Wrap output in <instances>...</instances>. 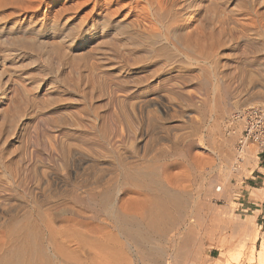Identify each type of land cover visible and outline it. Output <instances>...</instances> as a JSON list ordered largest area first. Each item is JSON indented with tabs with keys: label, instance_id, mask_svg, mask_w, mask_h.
<instances>
[{
	"label": "bare ground",
	"instance_id": "6f19581e",
	"mask_svg": "<svg viewBox=\"0 0 264 264\" xmlns=\"http://www.w3.org/2000/svg\"><path fill=\"white\" fill-rule=\"evenodd\" d=\"M97 1L75 0L78 7L89 3L96 5ZM109 1L117 3L116 9L107 11L106 8L105 14L96 12L90 20L86 16L83 21L79 18L81 23L75 30L71 25L67 28V24L58 27L63 41L59 49L67 44L81 47L82 62L76 58L75 62L72 59L73 63H69V55L61 53L60 66L51 68L55 74L50 70L53 76L41 81L42 85L36 79L20 77L8 84L6 80H10L11 75L5 80L8 85L0 84V264H135V261H150L152 264H169L171 261L175 264L191 257L192 243L206 244L202 233L193 227L190 217L194 213L196 223L202 221L201 212L205 206L199 198L212 192L210 189L218 178L211 176L208 182L204 181L199 171L207 183H202L198 189L194 187L196 194L191 191V185L183 183L185 180L189 182L188 179L180 180L177 172L181 169L176 170L183 168L184 161L189 164L202 161V154H194L198 148L194 142H187V148L182 144L185 151L181 148L184 152H179L181 146H177L188 136L176 134L179 139L174 138V130L179 132L180 127L192 119V112L184 113L181 117L184 121L176 127L161 123L159 116L180 110V105L174 104L179 97L173 103L170 96L171 90L176 86L179 88V85H198L196 91L202 87L208 89L207 85H211L214 91L222 87L221 98L232 101L236 71H231L233 67L226 59L223 62L219 53L227 47L226 40L222 38L227 36L230 23L228 20L217 22V26L214 18H206L202 0ZM116 15H121V18L117 19ZM257 34L254 35L258 40L260 36ZM30 38H26L27 43ZM245 47L253 49L250 51L258 60H250V63H255L257 79L251 85L250 78L251 87L243 88V94H239L237 99L241 97L240 106L264 104V40L248 41ZM41 49L37 50L41 52ZM53 60L57 63L58 59ZM51 61L47 59L49 65ZM235 64L234 67L238 66ZM38 71L41 70H37L40 73ZM242 76L243 86L246 78ZM236 82L238 84L239 81ZM257 87L260 89L254 92ZM192 91L186 92L189 94L188 102L197 99L194 94L198 95L199 90ZM182 95L184 98L185 94L180 97ZM202 98L204 96L198 100L205 102ZM228 105L222 104L214 116L221 119ZM251 105L237 110L232 116L228 127L233 135L237 134L233 133L235 114ZM31 126L38 129L37 133V129H30ZM32 130L37 136L32 135ZM239 136L235 151L239 161L244 162L240 155L243 157L247 149L245 162L256 164L259 144L248 141L241 146ZM24 139H28L27 142ZM22 140L28 147L10 146L12 142L20 143ZM228 144L226 142L220 147L225 156L231 147ZM249 144L252 146L248 147ZM253 193L257 200H264V189ZM194 197L196 202H192ZM236 229L244 234L243 242L245 247L248 245L250 259L256 257L258 264H264V239L257 249L260 227H254V216H248L243 224L237 223Z\"/></svg>",
	"mask_w": 264,
	"mask_h": 264
},
{
	"label": "rangeland",
	"instance_id": "374dc122",
	"mask_svg": "<svg viewBox=\"0 0 264 264\" xmlns=\"http://www.w3.org/2000/svg\"><path fill=\"white\" fill-rule=\"evenodd\" d=\"M47 1L48 0H45V1L44 0H42V1L41 0H0V31H1L0 32L1 33L0 34V37H1L0 38V51H2L0 53V75H1L0 76V84H3V85L6 84V85H8L11 82L12 79H17V78L20 77L21 79L22 78L23 79L26 78V80H32V79L35 80L36 79L38 81V84L39 85H42L43 82H41V81H44L45 79L50 78V77L53 76V74H55L54 73L55 70H51V68H55L57 66H60L61 63H58V62L60 60V56L62 55L61 53H63V54H66L67 53L69 55V56L66 55V57L68 56L67 59L69 58L68 60L66 59L68 62L70 61V62L73 63V61L74 62L76 61V58H78L77 60L80 61L81 60L80 59L81 58L80 56L82 55V49H81V47H77L76 48V47H72L69 44H67V46H66L67 48L62 46L59 49V46L63 45V41L60 40L61 38L59 37V28L58 27L62 28L64 26V24H67L68 25L67 28H70L69 25H71L72 26L71 28L75 30L76 27H77V25L81 23V21H79L80 19H82V21L83 20H86V19L87 20H90V19H92L94 17V15L96 14V12L97 13L98 12L99 13L103 12L105 14L106 13V10L107 11L109 9L114 10V8L117 7V3H114L113 4V2H111L112 3L111 4L109 0H98L99 2L97 1L96 5L94 4L96 7H94L93 3L85 4L84 6L78 7L76 5L75 0H66V1L65 0H50L48 2ZM106 1H107L108 4L109 3L110 4L108 5L106 3ZM168 1H170V0H168ZM101 2H103V3H101ZM202 2L204 3V6H205V7L202 8V10L205 11L206 18L207 17L208 18H210V17L214 18V21H215V24L216 25H217V22H222V21H227V20L230 23L228 27L226 26L227 27V32H228L227 33V36L224 37V38H222L223 41L226 40L227 47L224 50H221L219 53H220V56H221L223 62H225V59H226V61H228L231 64V67H233L231 71L232 72H235L236 71L234 73V79H233V83H232L233 84L232 87L235 84L236 87L234 86L233 88L234 89L236 88V89L235 90L233 89L235 94H234V98H232V101L230 102L227 99L226 100L225 99L223 100L222 99L223 97L221 98V96H223V94H222L223 93L222 92V87H220L221 90L219 88V90H215L214 91L213 90L214 88L211 85H207L209 88L207 87L208 89H206V90H204L206 87H202L203 89L200 88L201 91L198 88L199 91L198 90L197 91L199 93L197 95L196 89H197L198 85L185 86V87L182 86V85L181 86L179 85V88H178V86H176L175 88L172 89L173 91L171 90V93H170V96L172 95L171 97L173 98V100H172L171 97L170 98H171V101L173 102L176 99H178V97H179V99L177 101H175L176 103H174V102L173 103L174 104H177V106L180 105V107H179L180 110H177L178 112L172 111L171 112V115L174 112L177 113V114L179 112H181V115H179L180 113L178 115H175V113H174L173 114L174 116H171L170 114H168L167 116H164V115L160 114V116H159L160 119L161 118L163 119V117L166 118V119L164 118L165 119L164 121L161 119L163 121L162 122L160 120L161 123L166 124V125H169L171 127L174 125L173 127H176V126H178L179 122L182 123V121H184L182 119L183 118L182 116H183L184 113L186 114V112H190V113L192 112L191 113L192 114L191 116H193L192 119H191L192 121L189 120L188 121L189 123L186 122V124H184L182 127H180L179 132H178V130L177 131L174 130V138H175V136L177 137V135L179 137H180V135L188 136V139H186V141H184V143H181V144H179L177 146V147L181 146L179 152L180 153H183L185 151L183 149V146L186 147V146H188V144L190 142H194L198 146V148L194 150V154L195 155L197 154V155H200V156L202 154V157H200V158H202V161L200 160V162H197L196 164H189L188 162L184 161V164H183L184 170H183L182 167L179 168L178 170H176V172H177V171H179L181 169L180 172H177V176L180 178V180L183 181V179L184 180L185 179H188L189 182H187V180H185L186 183H185V181H183V183L186 184V185H187V183H188V185H191L192 186L190 188V189H192L191 191L196 194L197 189L199 188V186H201L202 183L206 184L209 181V179L211 178V176H213V177L216 176V178H218L217 179V183L215 182V184L213 185V188L210 189L212 192L206 193V195L204 193V195L199 198V201L203 202L204 203V206H205V208L201 212V214L202 213L204 214V215L202 214V216H201V218H202L201 219L202 221H200L201 225H199V227H198V224H200V223L199 222L196 223L197 222V219L195 218L194 213L190 217V219L192 221V224H193V227L195 228V230H197V232L199 230L200 233H202L201 234V237H202V239L204 238L203 241H205L206 244L204 243L203 246H201L199 244L200 245L199 246L197 243L196 244L195 243H192L191 246H190L191 247L190 248L191 249L190 253L192 252V254H190L191 257L190 258H186V260L184 258L181 262L175 263V264H258V260L256 259V257L253 258V259H250L251 257L249 256L248 245H247V247H245L244 246V243L245 242H243V241H245L244 234L242 233V231L236 229V224L237 223L243 224V222H246V220L248 218V216H246V215H248V213L242 211V207H240L238 205V202H239L238 198H242L241 195H244V194H242V191H244V188L243 187L245 186V183H246L247 179L253 177L255 175L256 170L259 169V166L262 165V164H264V154H260L259 153V149L256 146L255 148L258 149V150L256 149L257 152H258V158H259L258 159V162L256 164L254 162H250V163L247 164L245 162V160H244L245 159V152L247 150L246 149L245 152H243V155H244L243 157L244 158L242 157V154L240 155V158L244 162H240L239 159H238L239 158L238 157L239 155L235 151H236L237 138H238V136L241 133H240L239 128H238V131L236 132L237 134L235 133L236 135H233L230 132L231 130L228 127V125H229V122H230L232 116L234 115V113L237 110H240L242 108H245V107H248V106L251 105L250 104V105H246V106H240L239 105V103H240L239 99L241 97L239 99H237V97H239V94L242 95L243 92H244V90L246 88L251 87V85H253L254 82L257 79V77H256L257 76V69L255 67V63L254 62L250 63V60L251 61H253V60L254 61H258V60H257V58L254 57V54L252 52L253 49H251L249 47L246 48L245 47V44H247L248 41L250 43H252L253 41H256L257 42V41H263L264 40V37H263L264 34H262L263 36L260 35L261 33L264 32V26H263L264 25V21H263V19H264V14H263L264 13V0H205V1L202 0ZM41 3H42V5H41ZM67 4H68V6H67ZM104 4H106V5H104ZM70 5H71V8H70ZM1 6H2V8H1ZM98 6H100V7H98ZM93 7H94V10H93ZM65 8H66V10H65ZM106 8H108V9H106ZM225 10H226L227 13L225 12ZM59 11L64 16H62L59 13ZM64 11H66V12H64ZM90 11H92V13ZM258 11H259V13H258ZM256 13H258V15H260V16L257 17L258 15ZM53 14L56 15L57 18H55V16ZM88 14H90V15H88ZM223 14H224V16L222 17ZM252 14L254 15V17H253ZM82 16H83V18H81ZM85 16H86V19H85ZM218 16L222 17V18L219 17L220 19L218 18L219 21L217 19ZM261 16H262V18H261ZM68 17H70V18H68ZM115 17H117V19H120L121 18V15H116ZM255 17H256L257 20L255 19V21H253V19ZM54 18H55V21H54ZM67 19L70 20L69 23H68ZM56 21H58V22H56ZM240 21L241 22L243 21L244 24H242L243 22L240 23ZM31 24H32L33 27L31 26ZM248 24H249V26H248ZM254 25H256V26H254ZM235 26H237V27H235ZM21 27H22V30H21ZM39 27H40V29H38ZM42 27L43 28L45 27L46 30L43 29ZM255 27H257V28H255ZM28 29H29V31H28ZM253 29H255V30H253ZM2 30L4 31V33H2L3 32ZM260 30H262V31L260 32ZM7 31H8V33H7ZM37 31H39V32L37 33ZM253 31L259 33V34H257V33L254 32V34H257V35L260 36V37H258V40H257V36L254 35L253 33H251ZM247 32L249 34L251 33L253 36L251 34L249 35ZM239 33H241L240 34L241 36H239ZM244 33L245 34L247 33L249 37L247 36V34H246L247 37L246 36H243ZM32 34L36 38H34V36ZM236 34H238V35H236ZM2 35H4L5 37H3ZM54 36H56V37H54ZM28 37H32V38H30L29 41H28V43H27L26 40L28 39ZM240 37H241V39H240ZM33 38L35 40H37V41H35ZM245 38H247V39H245ZM250 38L252 40L254 38V40L253 41H250L251 40ZM15 39H17L18 42ZM31 39H33L35 41V43H33L34 41L33 40L31 41ZM3 40L5 41V43H4ZM44 40H45V42H43ZM57 40H59V41H57ZM30 41L33 44L30 43ZM39 41H41L40 42L41 44L38 43ZM241 41H243V42H241ZM19 42H20V45L18 44ZM2 43H3V45H2ZM22 43L24 44V46L25 45L26 46L23 47V44ZM6 44H8V46H6ZM31 44H32V47H31ZM34 44H36V45H34ZM38 45L40 47H42L43 49H41ZM15 46H20V47H15ZM33 46H34V50L32 51ZM36 46H38V47H36ZM55 46H56L57 49L54 48ZM234 46L236 47V49L234 48ZM13 48H15V49H13ZM30 48H31V50H30ZM38 48H39V50L41 49V52L37 50ZM61 48H62V51H61ZM64 48L65 49H68V50L65 51ZM20 49L22 51L24 50L25 52H22ZM4 50H5V52H4ZM55 50H57V51H55ZM250 50H252V51H250ZM9 51H11V52H9ZM30 51H32L34 53H32ZM43 51H44V53H43ZM47 51H48V53L50 52L49 54H50L51 58L48 55ZM53 51H55L56 57H55V54H54ZM68 51L70 52V54H69ZM52 52H53L54 56H53V54H51ZM2 53H4V54H2ZM25 53H27V54H25ZM29 53H31V54H29ZM39 53H41V55ZM76 53H78V54H76ZM28 54H29V56H28ZM42 54H45L46 57L43 56ZM71 54L74 57H72ZM7 55H9V56H7ZM57 55H59V56H57ZM3 56L5 58H3ZM22 56L25 57L26 59H24ZM38 56H39V58H38ZM70 57H72V58H70ZM45 58H46V62H47V59H48V62L51 61V59L53 60V58H55V60H57V59L58 60H57V63H55L56 61H54V60L51 61V64L49 65L48 62L47 63L46 62L43 63V61H45ZM49 58H50V60H49ZM7 59H9V60H7ZM72 59H73V61H72ZM11 60H14V61H11ZM15 61H18V62H15ZM39 61H40V63H38ZM79 61H77V62H79ZM80 62H82V60ZM242 62L243 63L245 62L244 63L245 65ZM235 63H237L238 66L234 67L236 65ZM24 64H25V66H24ZM28 64H30V65H28ZM38 64H40V66ZM16 65H18V66H16ZM45 65L46 66L49 65V66H47L48 68ZM11 66H13V67H11ZM3 68H5V69H3ZM8 69L10 70V72H9ZM4 70H6L7 72L4 71ZM37 70H41V71H38L40 73H37ZM50 70L53 71V74L51 73ZM45 71L47 72V74H46ZM49 72H50V74H49ZM16 73L17 74L19 73L20 76L17 75L18 76L17 77L16 76ZM37 74H39L40 76L37 75ZM48 74L50 76H47ZM242 74L245 75V78H246L245 79V84H244L245 86L244 85L242 86V84H243V78L240 77V76H242ZM9 75H11V79L10 80L7 79L8 77H10ZM25 75L26 76L28 75V76L26 77ZM41 75H42V77H41ZM38 77L39 78L41 77L40 78V83H39V78ZM249 79H250V81L252 83L251 85H250V81H248ZM5 80L7 81V83L8 82L9 83L7 84L5 82ZM236 81H239L238 84H237ZM246 82H247V85L248 86L246 85ZM176 88H178V89H176ZM243 88H244V90H243ZM175 89L177 90V94H176V90ZM181 89H182V91H181ZM194 89L196 91L195 92L196 94H194V95L197 96L196 97L197 99L195 98L196 99L195 100L196 102L195 101L188 102L189 101L188 100L189 98L187 99V96H189L188 93L189 92L192 93L193 92L192 90H194ZM259 89L260 88L257 87L253 91L255 92V90H256V92H257ZM178 90H180V91H178ZM203 90L205 91V94L202 93ZM242 90H243V92H242ZM179 92L181 94H185L184 95V98H183V95H182V97H180L181 94ZM186 92H188V93L186 94ZM213 92H215V93H213ZM214 94L216 95V98H215V95ZM173 96H175V98ZM203 96H204V99L202 98V100H205V102L204 101L203 102L202 101H199L200 98L203 97ZM180 98H182L181 99L182 102L179 101ZM216 100H219V102L216 101ZM237 101H238V103H237ZM197 102H199V103L201 102L202 105L201 104L199 105ZM183 103H184V105H183ZM189 104H190V107H188ZM191 104L193 106H195V107H193ZM222 104L225 105V107H227V105L229 104L228 105V108H226L227 109L226 110L227 113L225 112L224 113L225 115L223 114L222 117H220L221 119H219V118L217 119L216 116H214V115H216V113H217L216 110L217 109L219 110V108H220V106ZM252 105H264V104H252ZM181 106H183V107H181ZM186 106L188 108L185 109L184 107H186ZM191 107H192V110H191ZM181 108L184 109V110H181ZM161 116H163V117H161ZM173 118H175V119H173ZM180 118H181V120H180ZM171 119L173 121H171ZM168 120H169V122H168ZM214 121L217 122V123L215 124ZM217 124H220V125H217ZM33 126H35V125H33ZM214 127L216 129H214ZM237 127L235 129H237ZM181 128H183V129H181ZM30 129H34V131H35V129H37V128H32V126H31ZM32 131H31L32 135L37 136L36 133H37L38 129L36 130V133H34V131L33 132ZM175 131L177 133H175ZM159 134L160 133H158V135ZM189 136L192 137L193 140L191 138V141H189V139H190ZM26 138H28V137L26 136ZM177 139H179V138L177 137ZM27 140L28 139H26V140L24 139V142H27ZM24 142H23V140L20 141V143H22V144H20L19 142L18 143L17 142H12L10 144V146L16 147V145H17V147H23L25 145L24 147H28L27 146V143L24 144ZM187 142H188V144H187ZM226 142H229L230 144H228V147H230V146L231 147L229 148L230 151L228 149V151L226 152V153H228V155L226 154V156H225V153H224V155L222 154V150L220 149V147H222L224 145V143H226ZM182 144H183V146H182ZM249 146H252V144L251 145L249 144L248 147ZM220 155H223V156H220ZM185 165H186V167H185ZM196 165H197V167H196ZM29 168L31 170L32 166L29 167ZM185 168H186V170H185ZM189 168L191 169L190 172H189ZM197 168H198V170H197ZM186 171H187V175L188 176L186 175ZM194 171L196 173V177L194 176L195 175ZM199 171L201 172V174H200ZM261 171H264V170H261ZM182 173L185 174V175L182 176L183 175ZM199 174L202 175V176H204V181H207V180L208 181L207 182H204L203 179H202L203 177H201ZM190 175H191V177H189ZM197 175H199V176H197ZM189 178H191V180ZM195 179L197 180V183H196V180ZM191 183L194 184V185H196V186L192 185ZM221 186H223V187H221ZM194 187L197 188V189H195ZM218 187H220V190H218L219 189ZM223 188H224V190H223ZM216 190H217V193H216ZM255 190H260V189H254V190H252V194L253 195L251 194V197H252V199H254L256 202H258L261 205L264 200L263 201H259V200H257L254 197V193L253 192ZM218 191H220L221 193H219ZM224 191H225V193H224ZM192 202H196L195 197L192 199ZM192 205H194V203H192ZM226 207L229 208V210ZM259 213L260 212H256V214L254 216V227H260V229H259V241L257 242V245H256L257 249L260 248L261 243H262V241L264 239V228L261 227L258 224V222L256 221V217H257V215ZM202 223L204 224L205 227L203 226ZM202 226L204 227V229H203ZM192 245H193V247H192ZM174 247H172V248L174 249ZM237 253H239V254H237ZM232 254H233V256H232ZM145 262H141L140 263V261L139 262L138 261H135V264H142V263L143 264H152L150 261H145ZM169 264H173V263L170 261Z\"/></svg>",
	"mask_w": 264,
	"mask_h": 264
},
{
	"label": "built area",
	"instance_id": "2783aa9c",
	"mask_svg": "<svg viewBox=\"0 0 264 264\" xmlns=\"http://www.w3.org/2000/svg\"><path fill=\"white\" fill-rule=\"evenodd\" d=\"M233 125L238 126L233 133H236L238 128L241 133V146L248 141L258 143L260 154L264 153V106H251L241 113H236Z\"/></svg>",
	"mask_w": 264,
	"mask_h": 264
},
{
	"label": "crops",
	"instance_id": "0c3cea01",
	"mask_svg": "<svg viewBox=\"0 0 264 264\" xmlns=\"http://www.w3.org/2000/svg\"><path fill=\"white\" fill-rule=\"evenodd\" d=\"M264 164L259 166V169L256 170L255 175L251 178H248L241 195L242 198H238V205L242 207V211L248 213L246 216H255L256 212H260L256 221L258 224L264 228V201L260 205L254 199H252L251 194L254 189H264Z\"/></svg>",
	"mask_w": 264,
	"mask_h": 264
},
{
	"label": "trees",
	"instance_id": "16d2710c",
	"mask_svg": "<svg viewBox=\"0 0 264 264\" xmlns=\"http://www.w3.org/2000/svg\"><path fill=\"white\" fill-rule=\"evenodd\" d=\"M264 154V153H263Z\"/></svg>",
	"mask_w": 264,
	"mask_h": 264
}]
</instances>
